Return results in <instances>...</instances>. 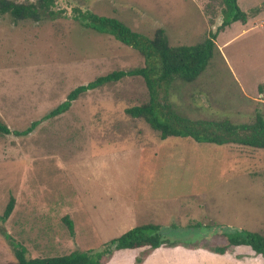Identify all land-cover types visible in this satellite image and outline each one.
<instances>
[{
	"label": "rangeland",
	"instance_id": "obj_1",
	"mask_svg": "<svg viewBox=\"0 0 264 264\" xmlns=\"http://www.w3.org/2000/svg\"><path fill=\"white\" fill-rule=\"evenodd\" d=\"M237 5L246 23L218 33L200 76L160 92L176 115L233 124L264 117V0ZM75 8L149 38L161 28L178 46L214 32L222 2L55 0L52 14L38 21L0 15V122L11 132L0 134V216L13 200L0 221V264L14 262L17 247L27 259L96 252L129 224H155L162 239L208 251L231 229L264 235V150L160 140L124 113L147 101L141 77L88 91L65 113L41 120L75 87L143 67L136 51L80 26ZM34 121L29 134H13Z\"/></svg>",
	"mask_w": 264,
	"mask_h": 264
},
{
	"label": "trees",
	"instance_id": "obj_2",
	"mask_svg": "<svg viewBox=\"0 0 264 264\" xmlns=\"http://www.w3.org/2000/svg\"><path fill=\"white\" fill-rule=\"evenodd\" d=\"M55 0H33L24 3L0 0V15L8 14L14 20L29 19L38 21L41 14H52ZM221 22L214 32H208L206 37L193 45L170 46L161 28H157L152 36L146 37L132 31L121 21L104 16H98L88 10H72V18L85 29L98 34L112 37L125 47L136 51L143 58V67L127 71H112L106 75L96 77L85 85H79L70 90L65 100L44 115L46 120L65 113L79 96L103 85L115 83L125 77H141L146 88L147 101L124 109V113L131 119L142 120L151 130L158 133L160 140L169 137L189 138L196 143L213 144L216 146L237 144L253 149L264 150V117L256 114L250 123L233 124L226 120L192 121L173 113L169 106L159 100L160 92H165L174 80L191 83L205 70L212 58L214 41L219 32L238 22L246 23V14L240 10L237 0H221ZM40 121H34L22 131H14L16 136L29 134ZM0 134L11 132L0 122ZM13 200L10 198L0 216V221L8 218L12 211ZM68 232L72 235V223L64 219ZM155 224H141L135 226L120 236L111 239L98 251L71 252L67 255L46 258H25L24 249H14V262L6 264H102L117 250L138 249L147 247L140 257L135 259L139 263L148 251L162 245L173 246L158 233ZM228 230V229H226ZM230 232V233H229ZM220 233L225 238V245L208 248L210 251L223 254L228 246H248L255 254L264 258V235L260 232L235 230ZM232 232V233H231Z\"/></svg>",
	"mask_w": 264,
	"mask_h": 264
},
{
	"label": "crops",
	"instance_id": "obj_3",
	"mask_svg": "<svg viewBox=\"0 0 264 264\" xmlns=\"http://www.w3.org/2000/svg\"><path fill=\"white\" fill-rule=\"evenodd\" d=\"M135 226L138 225L129 224L124 229L129 230ZM233 230L237 229L229 231ZM145 251L147 247L117 250L102 264H264L261 255L255 254L248 246L243 245L228 246L223 254L210 252L200 245L181 243H175L173 246L162 245L148 251L141 261L136 263L135 259Z\"/></svg>",
	"mask_w": 264,
	"mask_h": 264
}]
</instances>
